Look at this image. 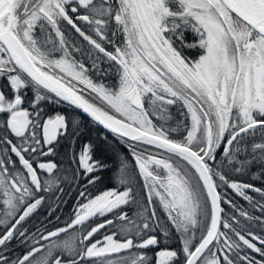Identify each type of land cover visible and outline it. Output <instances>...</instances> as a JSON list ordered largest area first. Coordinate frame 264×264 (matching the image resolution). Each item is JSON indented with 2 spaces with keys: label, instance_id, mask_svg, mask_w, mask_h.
Here are the masks:
<instances>
[{
  "label": "trees",
  "instance_id": "16d2710c",
  "mask_svg": "<svg viewBox=\"0 0 264 264\" xmlns=\"http://www.w3.org/2000/svg\"><path fill=\"white\" fill-rule=\"evenodd\" d=\"M31 3L20 12L15 5L13 28L17 34L24 30L25 46L38 65L49 74L52 69L73 80L72 87L109 116L195 151L203 149L201 154L208 151L204 162L218 191L221 216L215 240L195 264H264V37L230 13L236 31L253 43L246 48L239 39L234 44L241 55L243 75L252 74V62L261 66L260 95H250L255 106L245 104L246 82L241 75L243 93L234 99L231 110L222 111L223 125L206 150L207 132L193 131L191 98L202 100L197 92L202 86L209 100V84H201L204 77L208 81L202 71L209 51L207 27L203 17L190 18L192 7L185 0L137 1L157 22L162 39L157 46L165 51V62L157 66L158 70L149 60V48L139 39L147 35L149 18L145 17L143 24L127 22L125 26L119 18V0H91L84 5L59 2L62 10L58 11L67 14L61 19L51 15L65 27L63 44L53 29L54 21L45 19L39 11L55 10L53 5L43 0L36 6ZM247 49L250 53L244 56ZM167 54L175 61L170 62ZM173 55L183 60L185 67ZM0 64L4 67L0 73L10 75L8 89L23 96L21 108L31 120L23 131L13 135L9 146L0 148V176L7 186H0V264H185L205 235L211 214L206 189L194 166L177 154L105 131L66 101L30 81L11 62L1 43ZM64 64L83 79L67 75ZM131 70L141 80L137 91L140 102L137 105L133 101L135 106L121 102L126 90L138 88L131 87L128 80ZM240 74H235L233 81ZM178 78L185 80L181 91L175 89H180ZM32 98L34 103L30 102ZM202 115L211 118L208 113ZM57 116L62 127L46 142L43 124ZM83 155L88 157L87 168L81 162ZM160 155L171 158L168 169L149 164L148 158L162 163ZM22 160L34 168L37 183L31 181ZM14 182L28 190L20 193V187L18 191L11 189ZM110 190L125 193V200L111 210L96 211L75 221L79 207ZM204 198L208 224L201 231L199 210ZM8 199L16 207L12 216L6 214ZM96 227L98 230L86 238ZM109 234H114L117 241L130 240V245L86 256L93 242ZM151 240L154 243L147 245ZM164 253L166 256H162Z\"/></svg>",
  "mask_w": 264,
  "mask_h": 264
},
{
  "label": "rangeland",
  "instance_id": "374dc122",
  "mask_svg": "<svg viewBox=\"0 0 264 264\" xmlns=\"http://www.w3.org/2000/svg\"><path fill=\"white\" fill-rule=\"evenodd\" d=\"M26 1L29 2L31 0H17L16 10L21 11V9L26 4ZM79 1H81L82 3H86L89 0H79ZM137 1H140V0H119V4H120V16H119V18H121L124 21L125 26H126L127 22H129L128 24H130V25H132L133 23H134V25L137 23L143 24V20L147 19L145 17L149 18V13L147 11V8L144 6V8L141 9L138 6ZM44 2H47V1L45 0ZM185 2H187L189 4V6L192 7V8H190V12H189L190 18L195 19L199 16L203 17L204 21H202V20L201 21H202L203 25L205 27H207L205 31H206V38H208L209 51L207 53L206 62L202 68L203 73L205 72L204 74H206V75L212 74L213 76H217V75L222 73L223 76L225 78L228 77L230 79V82L232 83L234 75L239 74L240 70H241V55L237 51V47L234 43H237L236 40L241 39L242 43L249 45V41L244 39V38H247L246 35H243L242 32L236 31V25L234 24L233 16L230 14V12H228V10L226 8H225L226 9L225 10L216 0H193L192 3H191V0H185ZM36 16H35V18H36ZM150 16L152 18L151 19L149 18L148 30L146 29L149 39H146L144 34H142L139 37V39L142 40L145 43V45L149 48V52H150L149 60L151 62L155 63L156 66H158L157 62H159V61L165 62V58L163 56V53H165V51L162 48H160V50L158 49L157 42L162 43V39H160V36H159L160 32L157 29V22L155 21V19L153 18L152 15H150ZM223 24H225L226 26H224ZM147 41L149 42V44L153 43V45H154V47L152 48L153 51L150 49ZM139 44H141V43L139 42ZM212 46H215V47L212 50H210ZM236 52H237V54H236ZM168 57H169V55H168ZM169 60H170V62L175 61L172 57H169ZM237 63L239 65L238 69L236 68ZM212 64L215 65V68L221 67V70L216 71L215 69H213ZM146 65H148V64L146 63ZM64 69L69 71L68 73H66L67 75L73 76L75 79H78V81H81L83 79L81 74L79 72L75 71L72 67H68L67 65L64 64ZM174 75H175V77H178L177 73H175V72H174ZM241 75H243L242 71H241V74L239 75V78H238V82H239L238 88L236 85L234 91L232 92V95H233L232 99L233 98L235 99L237 97V95L241 96V93H243V85H242L243 83H242L241 79L244 78L245 82H246V80H248L247 74H244L242 78H241ZM127 77H128V80L131 84V87L138 86V88L136 90H126V93L121 98V102L122 101H126V102L129 101V103L131 102L130 104L135 106L133 104V101H136V102L139 101L140 102V95H139V93H137V91L138 90L140 91L141 80H138L135 77L132 70L130 72H127ZM204 78H202L201 84L203 83L205 85ZM223 80H224V78L221 77L220 83H221L223 88H221V87L215 88V92L218 96V99L221 102H224V100H226L228 98L227 93L224 92V85L222 84ZM184 81L185 80L183 78H178L177 83L180 84V87H179L180 89H178L174 86L175 89L181 91V89H182L181 87H182V84H184ZM256 82L258 83V80H256ZM216 87H218V86H216ZM205 90H206L205 87H202V86L197 87V92L201 94V95L198 94L202 98L201 101H199L197 99L196 100L197 102H196V101H194L193 98H191V101L193 102L191 104V106L193 107V113H194L193 131H194V129L195 130L201 129V130H204L207 132L206 124H207L208 119L207 118L205 119V117L202 114H204V115H205V113L209 114L211 107H210L209 100H207V98H206V91ZM134 91H136V92H134ZM251 94H249L247 96V100L245 102V104H247V103L249 104V107L256 105L255 103H252L250 101V99H251L250 95ZM256 94L260 95V94H258V92H256ZM104 97L106 98V96H104ZM104 97H99V98L103 99ZM215 101H216V98H215ZM231 102L232 101H230V103ZM106 103H107V100H106ZM121 104H123V103H121ZM120 107L122 108V106H120ZM214 115H216V114L213 113V117L210 118V121H211L213 138L215 140L217 137V134L219 133L220 128L223 125L224 118L223 117H214ZM131 121H133V120H131ZM204 121H205V123H204ZM25 127H26V125H25ZM44 127H45V129H44ZM61 127H62V122H61V119H59L58 117H56L54 119V121H52V120L47 121L43 125V129L45 131L46 142L51 141V139H53L56 136L57 132L59 131V129ZM24 129H22V131ZM144 131H146V130H144ZM150 156H152V155H150ZM160 156H163L162 163L157 161L156 159L152 160L151 158H148L149 164H152V165L160 164V165H162V167H165L166 169H168V166H170L169 162H170L171 158L167 157L166 155L165 156L160 155ZM81 162H82L83 167L87 168L88 157L86 155H83L81 157ZM43 166L48 167L49 165H43ZM139 167L145 173L146 168L141 162H139ZM168 183L170 184L171 187L174 186L173 180L170 181L168 179ZM178 185H179V183H178ZM0 186L1 187H7L4 184V180L1 176H0ZM10 186L12 187L11 189H14L16 191H18V189L20 187V191H18L20 193L23 191L26 192L28 190L24 184H21L18 186L17 183L14 182ZM125 196H126L125 193L116 192L113 190L104 192L100 196L96 197L90 203L79 207L75 221H77L83 217H86V216H88V215H90L96 211L101 212V211H108V210L113 209L114 207L118 206L119 204H121L125 200ZM8 203H9V207L6 209V214L8 216H12L16 210V207L12 206V200L11 199H8ZM197 203L199 204V201ZM200 206L201 207L199 210V215H200V219H201V228H202L201 231H204L207 227V224H208V221H207L208 205H207V201L205 198L200 203ZM30 207H27V209L24 212H27ZM5 220H8V219H5ZM98 228L99 227L94 228L86 236V238L93 235L98 230ZM129 245H130V240L117 241V240H115L114 234H109V235H106V236L96 240L95 242H93L88 247V249L86 250V256H88L89 254L95 253V252L122 249L124 247L129 246ZM164 254H166V253H164Z\"/></svg>",
  "mask_w": 264,
  "mask_h": 264
},
{
  "label": "water",
  "instance_id": "95a60500",
  "mask_svg": "<svg viewBox=\"0 0 264 264\" xmlns=\"http://www.w3.org/2000/svg\"><path fill=\"white\" fill-rule=\"evenodd\" d=\"M219 1L230 13H232L235 17L257 32L259 35L264 37V0ZM14 2L15 0H0V42L8 51L12 61L22 72H24L41 88L69 103L72 107L77 109L80 113L99 125L105 131L128 141L143 142L158 147L159 149L177 154L189 161L194 166L206 189L211 209L208 229L185 263L195 264L200 256L215 240L219 231L221 216L218 191L216 190L208 169L203 161V156L200 155L202 149L195 151L188 146L178 145L163 137L148 133L128 122L113 118L91 105L80 94L76 93L65 83L42 72L35 66L25 47L12 31ZM135 104L139 105V101H135ZM101 115L107 117L108 121ZM12 126L17 129V131L20 130L19 123L17 122L14 121ZM206 127L208 149L210 145V128L208 122ZM22 163L28 168L31 181L33 183H37V176L34 168L26 160H22ZM145 173H147L146 170ZM153 243L154 240H151L150 242H147V245H152ZM104 253L106 252H95L92 255H100Z\"/></svg>",
  "mask_w": 264,
  "mask_h": 264
},
{
  "label": "flooded vegetation",
  "instance_id": "af4514ba",
  "mask_svg": "<svg viewBox=\"0 0 264 264\" xmlns=\"http://www.w3.org/2000/svg\"><path fill=\"white\" fill-rule=\"evenodd\" d=\"M32 1V3H31V5H33V6H36L37 4H38V1L39 0H31ZM36 1V2H35ZM40 1H42V0H40ZM43 1H45V0H43ZM47 2H45V3H47L49 6H51V5H53V8H55V10H51L50 12L48 11V9H41L40 8V13L43 15V16H45V19H47V20H49V21H51V20H53L54 21V26H53V29L55 30V32H56V35L58 36V38H59V40H60V42L62 43V41H65L64 40V36H63V31H64V29H65V27H63L62 25H61V23L59 22V20L57 19V18H55V16L53 15H51V14H55L59 19H61L62 18V16H64V15H66L67 13L65 12V11H58V9H61L62 10V8H61V6H60V4H59V2H66V3H70L69 5H71V3H73V2H75V1H77V2H79L80 4H82V5H84V4H86V3H89L91 0H89L88 2H86V3H82L81 1H79V0H46ZM16 2H17V0H16ZM30 2V1H29ZM28 1H26V4L24 5V7L26 6V5H28V3H29ZM23 7V8H24ZM57 7V8H56ZM22 8V9H23ZM22 9H21V11H22ZM14 10H15V7H14ZM74 9H73V6H72V11H73ZM20 12V11H19ZM61 14L60 16H59V13ZM69 15V14H68ZM79 17V16H78ZM52 18V19H51ZM82 20H84V21H87L88 22V19H86V18H81ZM58 21V22H57ZM68 21L70 22V23H75L74 22V19L73 18H69L68 19ZM76 29V28H75ZM12 31L15 33V35L18 37V39L21 41V43H22V45L23 46H25L26 45V42H25V36H26V34H25V32H24V30L21 28L20 30H19V32H18V34L20 33V35L22 36V34H24L25 36L23 37L22 36V38H21V36H19L15 31H14V28H13V26H12ZM22 33V34H21ZM27 37V36H26ZM145 37H146V39H149L148 38V36L147 35H145ZM249 41V45L248 44H245L244 45V47H250L253 43H252V41L251 40H248ZM66 42V41H65ZM1 43V42H0ZM63 44V43H62ZM1 45L3 46V44L1 43ZM4 47V46H3ZM154 47V45L153 44H151L150 45V49L153 51V48ZM168 47H169V50H171V48H170V46L168 45ZM25 48H26V46H25ZM4 49H5V47H4ZM27 50H28V48H26ZM5 52H6V54L8 55V57L10 58V60H11V62L12 63H14L13 61H12V59H11V57H10V55H9V53H8V51L5 49ZM28 52H29V50H28ZM30 53V52H29ZM250 52L248 51V49L246 50V53H245V55L244 56H246V55H248ZM173 54V53H172ZM173 56H175V57H177L179 60H180V58L178 57V56H176V55H173ZM30 57H31V59H32V61H33V63L35 64V66L37 67V68H39L42 72H44V73H46V74H48L49 76H51V77H54V78H56L54 75H56V74H54V75H51V73H52V71L53 72H55V73H57L56 71H54V70H52V69H50V74H49V70H45V67L44 66H42L41 64L40 65H38V63H37V61H35L34 60V58H33V56L32 55H30ZM162 61H159V62H157L158 63V66H160V63H161ZM180 62L182 63V65L185 67V65L183 64L184 62H183V60L181 61L180 60ZM242 62V61H241ZM15 64V63H14ZM1 65V64H0ZM251 66H252V74H250L249 73V75L247 74V77H248V80H246V83H245V85H244V87H245V90L247 91V92H245V94L248 96L249 94H253V95H255V96H259V95H257L256 94V92H258V94H260L259 92H260V83H259V77H260V74L262 73V68H261V66L259 65V64H257V63H255V62H252L251 63ZM156 67V69L158 70V67L157 66H155ZM236 68L238 69L239 68V65L237 64V66H236ZM160 69V68H159ZM213 69H215L216 71H219V70H221V67H219V68H213ZM0 70H4V67H1L0 66ZM8 70V69H7ZM188 70V69H187ZM162 71V70H161ZM242 71V64H241V70H240V72ZM22 72V71H21ZM168 72L170 73V74H172V73H174L171 69H168ZM23 73V72H22ZM162 73H164L163 71H162ZM205 73V72H204ZM24 74V73H23ZM53 74V73H52ZM58 74V73H57ZM240 74V73H239ZM255 74V75H254ZM25 76H26V74H24ZM58 75H60L61 77H63L62 76V73L60 72V74H58ZM250 75H251V77L252 78H250ZM66 76V75H65ZM205 76H206V74H205ZM30 81H32L28 76H26ZM207 77H208V81H205V83H208L209 84V86H208V90H209V93H208V99H209V102H210V104H211V108H213L214 110V112H215V117H222L223 115H222V111L223 110H227V111H229V110H231V108H233V103H234V98L232 99V92L234 91V89H235V87H236V85H237V88H238V82H237V80H238V78H236L235 79V81H233L232 83L230 82V79L228 78V77H224L223 76V74L221 73V74H219V75H217V76H213L212 74H210V75H207ZM221 77H223L224 78V80H223V85H224V92H226L227 93V95H228V98L226 99V100H224V102H221L219 99H218V96H217V94H216V92H215V88H223L222 87V85H221V83H220V78ZM10 78V75H7L6 73H4L3 71L0 73V137H3L4 136V140H0V148L3 146V144H6V147L7 146H9V143H11L12 142V137H13V135L14 134H19L21 131H22V129H24L25 128V125L27 126V123H29V124H31V120L29 119V117H28V115H26L25 114V111H24V109L23 108H21V106H22V102H23V96H20V95H17V94H14L11 90H9L8 89V87H7V81H8V79ZM64 78V77H63ZM66 78H68V76H66ZM70 78V77H69ZM68 78V79H69ZM65 79V78H64ZM71 79V78H70ZM69 79V80H70ZM65 80H67V79H65ZM256 80H258V83L256 82ZM68 81V80H67ZM73 81V80H72ZM72 81L70 80V81H68V84L67 83H65L64 81V83L67 85V86H69L72 90H74L75 92H77V90L75 89V88H73L72 87ZM248 81H249V84H248ZM33 82V81H32ZM34 83V82H33ZM35 84V83H34ZM216 86H218V87H216ZM41 88V87H40ZM41 89H43V88H41ZM257 89V90H256ZM45 92H47V93H49V94H51V95H53L52 93H50V92H48L47 90H45V89H43ZM78 93V92H77ZM253 95H252V97H253ZM54 96V95H53ZM56 97V96H55ZM215 98H216V101H215ZM252 99V98H251ZM51 100V99H50ZM230 101H232L231 103H230ZM30 102L31 103H34V98H32V99H30ZM211 109H210V113H209V118L210 117H213V112ZM59 119H60V117L59 116H57ZM56 118V117H55ZM54 118V119H55ZM54 119H51L52 121H54ZM51 120H46L45 122H44V124L47 122V121H51ZM17 122V123H19V126H20V130L19 131H17V129H15L13 126H12V123L13 122ZM208 123H209V128H210V144H211V139H213V133H212V127H211V121H210V119H208V121H207ZM261 122H264V121H261ZM43 124V125H44ZM30 126V125H29ZM44 129H45V127H44ZM44 129H43V137H44V140H45V131H44ZM52 140V139H51ZM46 141V140H45ZM209 148H210V145H209ZM208 148V149H209ZM207 149V147H206V150H208ZM202 151H203V149H202ZM202 151H201V153H202ZM208 152V151H207ZM207 152H205L204 154H201L200 153V155L201 156H203V161H204V157H205V155L207 154ZM11 156H13V153H9ZM205 163V162H204ZM10 164H12V161L10 162ZM9 164V165H10ZM42 165V164H41ZM49 165V164H48ZM10 166H12V165H10ZM162 256H166L165 254H162Z\"/></svg>",
  "mask_w": 264,
  "mask_h": 264
},
{
  "label": "bare ground",
  "instance_id": "6f19581e",
  "mask_svg": "<svg viewBox=\"0 0 264 264\" xmlns=\"http://www.w3.org/2000/svg\"><path fill=\"white\" fill-rule=\"evenodd\" d=\"M101 116H102L104 119H106V120L108 119V118H107V117H105L104 115H101ZM107 121H108V120H107ZM109 122H111V121H109ZM111 123H112V122H111Z\"/></svg>",
  "mask_w": 264,
  "mask_h": 264
}]
</instances>
